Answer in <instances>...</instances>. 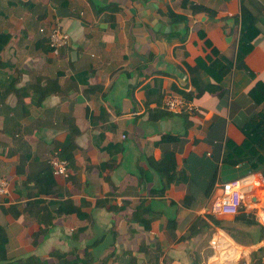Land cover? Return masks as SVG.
Here are the masks:
<instances>
[{
    "label": "crops",
    "instance_id": "obj_1",
    "mask_svg": "<svg viewBox=\"0 0 264 264\" xmlns=\"http://www.w3.org/2000/svg\"><path fill=\"white\" fill-rule=\"evenodd\" d=\"M180 1L0 0V33L8 35L0 60L10 67L0 89L6 75L18 76L0 95V178L7 181L0 224L9 236L0 264L86 256V264H233L264 245L234 242L224 230L234 216L207 218L218 183L264 175V149L241 130L264 105L263 89L253 88L264 86V0H189L209 14L190 13ZM242 10L257 18V33L237 68ZM51 29L68 35L53 52ZM48 79L54 90L39 101ZM177 94L195 110L166 111L163 97ZM72 125L63 179L47 158L63 149ZM226 142L254 154L222 161ZM155 161L175 169L162 193ZM36 198L49 201L42 220L22 210ZM255 206L246 213L253 219L264 199ZM135 211L152 219L149 229ZM197 218L208 227L192 234ZM213 230L216 253L208 244Z\"/></svg>",
    "mask_w": 264,
    "mask_h": 264
},
{
    "label": "trees",
    "instance_id": "obj_2",
    "mask_svg": "<svg viewBox=\"0 0 264 264\" xmlns=\"http://www.w3.org/2000/svg\"><path fill=\"white\" fill-rule=\"evenodd\" d=\"M188 6L187 10L190 11V13H197V12H204L206 14H209L211 11H209L208 9L198 6L196 4L191 3L189 0H181L180 1V6L182 9H184L185 6ZM244 10L241 11V14L239 16V37H238V45H237V56L236 59L234 61V65L237 68H243L244 64H243V57L247 52L246 47H249L250 42L253 38V36L257 33V28H256V17H252L250 15H247L245 12H243ZM8 41V35L7 34H3L0 33V51L1 49L5 46V44ZM49 45V43H48ZM65 46V45H64ZM50 47V46H49ZM63 47V46H61ZM59 47V48H61ZM58 48V49H59ZM50 50L56 51L57 49H54L52 47H50ZM8 67V63H5L3 61L0 60V75H3L6 72H2L4 69H6ZM10 68V67H8ZM15 73L18 72V70H14ZM11 76L6 75L5 78V82L3 84V86L0 89V95L4 92L5 90V86L11 85L15 80H17V75H15L12 79ZM39 82V81H38ZM50 82H55L54 80L48 79L46 80V84L48 89L45 90H41L39 89V101L42 100L43 98H45V96H47L50 92H52L53 90H51L49 88L50 86ZM2 85V83H1ZM254 90H256L257 88L259 89H263V95H264V86L261 85V83L256 82L253 86ZM35 89V87L33 88ZM58 91V89H57ZM56 91V92H57ZM73 130L70 132V135L67 137L66 142L61 145V149L58 153L59 157L64 159V160H68L69 159V154L68 152H71L74 149V144H73V136L75 134H77V129L72 125ZM241 130L244 132V134L249 137L250 141L252 142V144L254 146H257L259 148H263L264 149V105L262 106L261 110L258 111L256 114H254L241 128ZM69 147V151H65V148ZM253 146H251L250 150L252 151ZM231 153H235L237 156L236 158H232L231 160L228 158V156H230ZM254 154V152H245L243 153L241 148H238L234 145H229L228 142H226L224 144V150H223V154H222V161H227V162H232V163H237L239 162L242 158L246 157V156H250V154ZM169 156V155H167ZM232 156V154H231ZM151 167L156 170V168L158 169V171L162 174L163 176V183H162V188L158 190V193H162L165 187V184H167L169 181L172 180V174L174 172V168H172L171 170L169 169H161L160 165V161H155V162H150ZM49 180L51 181V175H48ZM32 179V178H31ZM31 182L33 183L34 186H36V182L34 180V178L31 180ZM53 180L48 184V188L44 189L43 191L48 192L50 191L51 188V184H52ZM212 182L213 180H211V182L208 184V187L206 189V192L204 194V196L208 195V192L210 191V189L212 188ZM36 193H31L30 196H35ZM44 201L42 199H32V200H28L25 202V205L23 207V211H29L31 213H34L36 218L39 220H42L44 218V216H46V214L44 213V209L46 207V205H44ZM49 202V201H48ZM47 202V204H48ZM39 204H42L41 206H38ZM32 205H37V207H39L40 212L38 213V211H30L28 210V206H32ZM138 209H136L137 211ZM136 211L133 213V219L139 221L142 223V226L144 229H149V223L152 220L151 218H142L138 212L136 213ZM146 212H150V210H147ZM145 212V213H146ZM209 220H213L214 222L217 220H215V218H213L212 216L208 215L207 217ZM215 222V223H216ZM232 225L229 227H224V230L229 234V236L234 240V242H236L239 245L242 246H246V245H250L253 244L255 242H260L261 240H264V227L261 226L257 221H255V219H253L252 216H248V214H246L244 212L243 209H241V211H239L238 214H236L233 219L231 220ZM243 226V227H241ZM250 226H254V229H249ZM208 227V224L202 219V218H197L192 224H191V229H193V231L191 232L192 234H197L198 231H201V229H205ZM9 247V236L7 234L6 228L0 224V261H4L7 259L6 256V252L7 249ZM86 256V255H85ZM82 261H79L78 259L74 258L70 261L65 260V264H78V262H81V264H86L89 261H92V259L85 258V260H83L82 258H80ZM22 261V260H20ZM23 262H27L28 264H46L45 262L36 259L34 257H28L27 259L23 260ZM26 263V264H27ZM193 264H198L197 261H194ZM248 264H264V245L258 247L257 249L253 250L250 252L249 254V261Z\"/></svg>",
    "mask_w": 264,
    "mask_h": 264
},
{
    "label": "built area",
    "instance_id": "obj_3",
    "mask_svg": "<svg viewBox=\"0 0 264 264\" xmlns=\"http://www.w3.org/2000/svg\"><path fill=\"white\" fill-rule=\"evenodd\" d=\"M41 31V29H39ZM49 46L58 49L67 44L68 35L60 33L58 29H51L48 33ZM163 107L166 111L172 113L192 112L195 110L190 101L185 100L181 95H171L163 97ZM47 162L54 176H59L66 179L69 176L67 161L58 156L56 150L48 154ZM250 187V188H249ZM218 193L210 199L208 203V214L211 216H230L233 217L244 210L248 213L249 210L257 206L260 199H264V175L259 171H253L248 177L241 179H231L217 184ZM249 188V189H248ZM7 191V181L4 177L0 178V195H4ZM255 200L251 201V196ZM259 211L255 214V221L264 227V208L258 207ZM259 213L263 215L260 216ZM249 214V213H248ZM253 216V215H252ZM208 244L211 250L216 253L220 250L219 233L216 230L210 235ZM157 264H165L158 262Z\"/></svg>",
    "mask_w": 264,
    "mask_h": 264
},
{
    "label": "rangeland",
    "instance_id": "obj_4",
    "mask_svg": "<svg viewBox=\"0 0 264 264\" xmlns=\"http://www.w3.org/2000/svg\"><path fill=\"white\" fill-rule=\"evenodd\" d=\"M257 245H262L261 241L259 243L253 244L251 246H247L248 248H252V247H256ZM252 249H249L248 253L251 251ZM247 253V255H242L241 257H239L238 259H236L233 264H248V260H249V254Z\"/></svg>",
    "mask_w": 264,
    "mask_h": 264
},
{
    "label": "bare ground",
    "instance_id": "obj_5",
    "mask_svg": "<svg viewBox=\"0 0 264 264\" xmlns=\"http://www.w3.org/2000/svg\"><path fill=\"white\" fill-rule=\"evenodd\" d=\"M260 214H261V215H260ZM260 214H259L260 216H262V215H263L262 213H260Z\"/></svg>",
    "mask_w": 264,
    "mask_h": 264
}]
</instances>
